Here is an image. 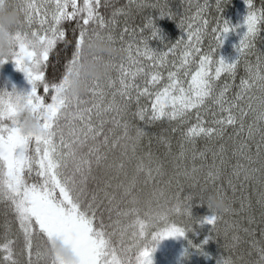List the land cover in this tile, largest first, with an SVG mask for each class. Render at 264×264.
Here are the masks:
<instances>
[{
  "label": "snow or ice",
  "instance_id": "obj_1",
  "mask_svg": "<svg viewBox=\"0 0 264 264\" xmlns=\"http://www.w3.org/2000/svg\"><path fill=\"white\" fill-rule=\"evenodd\" d=\"M228 2L216 0L220 17L210 29L215 43L207 51L202 47L209 34V21L201 15L204 5L192 18L200 23H188L186 38L165 44L167 51L160 54L148 44L154 39L163 43L153 19L141 27L139 39L128 26L133 6L157 7L146 0H129L125 7H118V0H19L23 24L11 36L13 50L0 59V66L11 61L30 90H0V205L5 206L0 264H65L47 254L56 240L71 250L72 264H153L152 254L160 241L184 237L193 231V224L209 225L212 238L213 232L219 234L221 222L226 239L231 233L230 247H238L243 232L251 238L258 259L222 257L217 264H264V52L256 50L264 26V0L259 8L253 0H245L247 16L235 27L221 15ZM120 17L125 21L118 31ZM159 17L174 19L163 10ZM179 26L183 30L184 22ZM145 29L149 36L143 35ZM238 29L243 34L236 46L237 58L232 63L216 59L227 34ZM93 37L119 44L126 57L119 63L107 57L111 75L91 81L85 96H69L84 45ZM169 55L177 59L169 61ZM249 55H255V63L246 59ZM242 59L246 76L230 97ZM162 70H167L166 83L157 87L165 80ZM222 75L233 83L225 82L217 91ZM138 77L143 86L136 83ZM142 98L150 101V108L141 104ZM21 104L40 121L38 133L21 128ZM193 113L195 123H190ZM208 115L210 120L205 119ZM137 120L145 127L164 120L176 123L150 134ZM176 133L180 150L173 156L171 135ZM198 138L222 143L218 149L197 150ZM153 140L167 149L164 159L152 151ZM186 145H191V168ZM169 157L173 167L169 190L181 177L194 182L190 187L203 180L228 199L223 215L208 209L210 215L194 219L195 197L181 198L182 187L172 196L175 203L170 207L163 189L142 198L138 185L163 177ZM197 160L202 161L199 166ZM246 188L255 189L258 218L252 193L244 194ZM161 198L165 205H159ZM199 199L204 205L202 195ZM154 203L159 206L153 207ZM141 205L146 209L143 215ZM172 215L184 219L178 222ZM13 224L18 225L15 231ZM206 243L207 239L198 246L189 241V246L206 256Z\"/></svg>",
  "mask_w": 264,
  "mask_h": 264
},
{
  "label": "trees",
  "instance_id": "obj_2",
  "mask_svg": "<svg viewBox=\"0 0 264 264\" xmlns=\"http://www.w3.org/2000/svg\"><path fill=\"white\" fill-rule=\"evenodd\" d=\"M148 4L157 5V7H147L143 9H137L133 6L132 8V15L127 19L128 26L130 29H135L137 33V39L140 38V30L141 27L147 22L148 19H153L156 27L160 29L161 36L163 38V43L160 39H154L149 40L148 44L149 47L153 50L157 51L158 53L162 54L163 52L167 51V47H165V44L171 45L172 43H175L177 40L186 38L187 36V24L193 23L194 26L200 23V21H195L192 18L196 16V13L198 11V6H204L207 5L206 10H204L201 15L203 19H207L209 21V34L204 37L203 40V49L207 51L208 46L210 43H215V41L212 40V36L210 34L211 27H214L216 24V20L218 17H220V13L216 10V0H146ZM254 4L257 8L261 6V0H253ZM129 3V0H118V7H125ZM163 10L164 12H171L174 15V19H169L168 17L160 18V12ZM103 11V10H102ZM248 8L245 4V0H229L228 3H226L223 6V11L221 15L223 16L224 20L228 21L231 26L235 27L236 25H242L244 22L245 17L247 16ZM120 25L118 28V31L121 30L124 26V17H120ZM181 21L184 22V29L182 30L179 26L181 24ZM243 34V29H238L236 32H230L227 34L224 43L220 49L217 50L216 59L223 58L227 63H232L237 58V51L236 46L239 44V40ZM144 36H149L150 33L147 29L143 32ZM261 41H264V26L261 27L259 39L256 42V50L264 52V43ZM119 46V44H117ZM179 53L177 54V56ZM126 57V53H123L122 58ZM122 58H117V63L120 62ZM169 61L177 59V57H173L169 55L168 57ZM252 63H255V55H249L247 58ZM147 64V61L144 62ZM171 65H169L170 67ZM163 75L165 77V80L161 82V85H158L157 87H161L163 83H166V77H167V70H162ZM21 72L16 70L15 65L9 61L8 63L4 64L3 66H0V90H6L11 92L13 88H15L13 85L12 78L16 77L17 74H20ZM113 76H115V73H113ZM246 76L245 68H244V61L241 60L240 64L237 67L236 70V79L234 82V86L232 90L228 93V95L231 97L236 91H238V85L240 83V79L242 77ZM227 83H233V81L227 77L226 75H222L221 79L217 81V91H219V88L223 86V84ZM136 83L143 86V79L141 77H138L136 80ZM26 87L23 89V92H27L30 90V85H28L26 79L25 84ZM87 98V97H85ZM141 104H148L150 108V101L145 100L144 98L141 99ZM136 110L135 104L133 105L132 111ZM212 117L208 115L205 117L206 120H210ZM135 123L139 124L141 127H145L143 122L135 121ZM176 122H172L170 125L167 120L164 121H158L153 125H150L148 127H145V131L149 132L150 134H158L161 132H164L165 129H169L171 126H173ZM190 123H195V114H192V118ZM229 132H231V129H229ZM168 135V133H165ZM179 140H180V134L176 133L174 135H171V142H172V155L176 156L179 153ZM222 143V141H212L209 142L203 138H198L196 141V148L197 150H204L205 146L213 149H218L219 144ZM144 146L146 148L147 146V140L144 141ZM186 148L189 150V160L186 162L188 167L191 168V145H186ZM229 155L232 150V145L229 143ZM152 151L155 155L159 156L161 159H164V154L167 152V149L156 142V140H153L152 142ZM208 163H211V154L208 155ZM232 162L235 163V158H232ZM202 163V161L197 160L196 164L199 166ZM131 169V166H129V170ZM165 175L163 177H157L155 181L150 182L149 184L145 185L143 183L138 185V192L142 196L144 200H147L151 198V193L154 189H163L166 193V198L171 201L170 204L167 205V207H170L172 204L175 203L174 200H172V196L182 187V193L181 198L184 196H187L191 194L195 199L191 202L192 208H191V214L194 219H200L207 215H210V212L206 205L200 204L199 197L202 195L204 198V201L206 200L207 196L209 194L217 192L211 184L205 185L203 180L200 181V184L196 187H190L192 183H194L191 180L184 179L183 177L180 178L179 184H177L175 181L173 182L170 190L167 187V181L172 177L173 175V167L171 163V157H169L167 160H165ZM141 180L143 181V177H141ZM228 191V196L230 197L232 195L230 190ZM249 193H252V199H253V205L257 208V218L259 217V211L258 206L255 205L256 195H255V189L254 188H246L244 194L248 195ZM240 193H237V196H239ZM159 205H165V198H161L159 200ZM159 205L155 204L153 207H158ZM4 205H0V237L3 236L4 233V222H5V216L3 215L4 211ZM142 207V215L143 210H146L143 205ZM223 215V214H222ZM8 219H12L11 215L7 217ZM171 218L173 220H176L178 222L183 221L184 218L177 217L175 215H172ZM113 219H115V216L113 215ZM235 217L232 216H225V220H233ZM105 222L108 223L107 214H105ZM193 231L186 232L184 237H181V239L175 243L172 244V248L168 251V256L170 257L171 264H217V261L220 260L222 257L227 259L229 257H232L233 259H236L238 256H243L245 260L248 261H255L258 259V256L254 249L251 247V238L246 236L243 232L240 233V236L242 237V240L238 247L231 248V233L229 234V237L226 239L224 236V228L225 225L223 222L220 223L219 228L220 232L219 234L213 232L212 238H209L210 236V226L209 225H199V224H193ZM18 228V225L13 224V230L15 231ZM258 231V230H257ZM207 239V243L203 245V252L207 255H201L199 251L196 250L195 247L189 246V241L192 242L193 245H201L202 242ZM256 239H259V235H257ZM226 245H229V247H226ZM251 253V255H249ZM176 260V261H175Z\"/></svg>",
  "mask_w": 264,
  "mask_h": 264
},
{
  "label": "clouds",
  "instance_id": "obj_3",
  "mask_svg": "<svg viewBox=\"0 0 264 264\" xmlns=\"http://www.w3.org/2000/svg\"><path fill=\"white\" fill-rule=\"evenodd\" d=\"M22 24L23 15L19 8V0H3V3H0V59L10 56L13 50L11 36ZM122 56L120 47L106 38L93 37L87 41L84 45L79 75L71 78L68 95L85 96L91 81H102L111 75L112 68L106 58L117 59ZM18 119L25 133L35 134L40 131V121L23 104H21ZM204 205L210 211L222 215L229 207V201L223 194L215 192L207 196ZM47 254L51 258L59 257L65 264H72L74 260L71 250L59 240L49 245Z\"/></svg>",
  "mask_w": 264,
  "mask_h": 264
},
{
  "label": "rangeland",
  "instance_id": "obj_4",
  "mask_svg": "<svg viewBox=\"0 0 264 264\" xmlns=\"http://www.w3.org/2000/svg\"><path fill=\"white\" fill-rule=\"evenodd\" d=\"M13 86L18 92H23L26 87L25 77L23 73L17 74L16 77L12 78ZM181 237L178 238H167L158 243L156 251L152 254L153 264H171L170 257L168 256L169 249L172 248V244L178 242ZM176 261V260H175Z\"/></svg>",
  "mask_w": 264,
  "mask_h": 264
}]
</instances>
